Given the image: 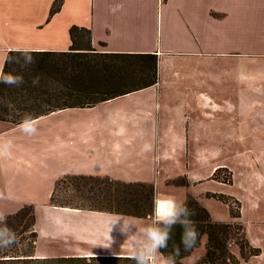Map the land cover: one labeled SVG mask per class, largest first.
Returning <instances> with one entry per match:
<instances>
[{
  "label": "crops",
  "instance_id": "0c3cea01",
  "mask_svg": "<svg viewBox=\"0 0 264 264\" xmlns=\"http://www.w3.org/2000/svg\"><path fill=\"white\" fill-rule=\"evenodd\" d=\"M73 27L95 53L154 56L155 83L39 117L31 133L0 121V215L33 207L37 259H130L120 226L139 232L153 216L50 200L65 177L142 184L240 225L257 254L238 264H264V0H0V76L10 52H68ZM223 169L230 184L212 180ZM206 243L181 264H199Z\"/></svg>",
  "mask_w": 264,
  "mask_h": 264
},
{
  "label": "trees",
  "instance_id": "16d2710c",
  "mask_svg": "<svg viewBox=\"0 0 264 264\" xmlns=\"http://www.w3.org/2000/svg\"><path fill=\"white\" fill-rule=\"evenodd\" d=\"M57 7L53 6L52 13L56 12ZM72 45L65 53H29V52H10L4 62L0 76V121L9 122L13 125L23 124L25 121H33L39 117L56 112L58 110L70 108H86L98 103L109 101L116 97L128 94L131 91L140 90L149 87L155 83L157 62L154 56L150 55H128V54H98L91 49L89 32L85 29L71 28L69 31ZM84 37L87 39L88 46L81 49L76 45L77 40ZM25 54H30L33 62L28 63ZM41 59H39V58ZM58 58V61L46 60L48 58ZM52 62V63H51ZM42 75L46 81L51 79L57 83L56 88H50L47 85L35 96H22L24 83L33 84L36 76ZM11 76L16 83L3 82L4 77ZM135 85L129 88L132 84ZM14 87V93L10 88ZM28 91V90H27ZM43 98L46 102L44 112H38L40 108L38 102ZM41 101V102H42ZM12 107V109H10ZM10 112H12L10 114ZM15 119V121H14ZM225 170V169H224ZM219 171V170H218ZM213 175V180L224 184H230L231 179L217 177V172ZM76 178V177H75ZM84 178V177H83ZM91 179V178H90ZM103 180V179H98ZM107 180V179H104ZM115 185H121L124 188L144 189L145 195H139L136 190L121 198V204L125 207L123 212H110L130 216H151L153 209V187L142 184H122L109 181ZM60 180L56 182L58 186ZM53 193V194H54ZM52 194L50 203L56 207H68L79 209L78 207L55 205L52 203L54 195ZM220 202L228 206L232 218L238 217V206L236 213L233 214L230 208V200L224 197L217 198ZM187 207L194 212L190 219L194 222L199 238L196 245L189 251L180 248V255L175 257V264H181V260L190 255L197 247L202 235L207 237L205 254L199 264H238L239 260L230 256L227 250L229 246L228 236L232 230H242L238 224H217L210 221L208 213L200 208L193 199H188L185 203ZM86 210V209H85ZM101 212V211H100ZM30 218L31 226L35 224L34 210L32 206H24L17 213L6 216L7 220H23ZM4 227L5 224H0ZM182 229L176 225L168 241L167 249H160V254L168 258L173 254V246L180 245ZM35 233L32 234V244L35 245ZM240 250L241 259H246L250 255H256L257 251L252 250L245 241L242 231V239L236 244ZM0 248V264H29L34 261V255L25 254H5ZM247 256H244V251ZM230 256V257H229ZM85 258H55V259H36L35 261H70L84 260ZM91 260L117 259V258H90ZM119 260H131L128 258ZM232 260V263L230 261Z\"/></svg>",
  "mask_w": 264,
  "mask_h": 264
},
{
  "label": "rangeland",
  "instance_id": "374dc122",
  "mask_svg": "<svg viewBox=\"0 0 264 264\" xmlns=\"http://www.w3.org/2000/svg\"><path fill=\"white\" fill-rule=\"evenodd\" d=\"M76 45L81 49H86L88 46L87 39L82 37V39L77 40ZM92 49V48H91ZM93 50V49H92ZM100 54V53H98ZM39 58V57H38ZM42 58V57H41ZM39 58V59H41ZM43 59V58H42ZM46 60H54L58 61V58H48ZM52 63V62H51ZM25 87L22 91V96H35L37 95L44 86H48L50 88H56L57 83L51 81V79L43 78L42 75L36 76V80L33 84L24 83ZM135 85L132 84L129 88H132ZM14 90L17 91L16 88L11 87V93H14ZM28 90V91H27ZM43 98H41V101ZM39 101L38 104L40 108L38 112L42 113L46 109V102ZM12 109V107H10ZM12 112H10L11 114ZM15 121V119H14ZM218 171V170H217ZM227 170H219L216 174L217 177L227 179L229 178ZM215 174V173H214ZM213 174V175H214ZM101 178H91L90 177H65L60 180L58 186L56 187L54 197L52 199V203L55 205H66L72 207H78L79 209L87 210V211H101V212H123L125 207L121 204V198L129 193L136 190L139 195H145L146 191L142 188L131 189L124 188L121 185H115L107 180H98ZM213 180V176H212ZM215 181V180H214ZM218 182V181H216ZM228 200V199H227ZM154 201V199H153ZM152 201V204H153ZM234 202L230 200L231 211L233 214L236 213V206L233 205ZM152 214V213H151ZM152 216V215H151ZM30 218L25 217L23 220H7L5 226L15 233L16 243L3 247L1 252L5 254H25L29 253L34 255L35 245L32 244V234L35 233L36 237L35 243L37 241V234L35 224L31 226V222H29ZM1 227V226H0ZM242 239V230H232L230 235L228 236L229 246H227V250L232 257V260L240 259V250L236 244H238ZM1 248V247H0ZM247 251H244V256L246 257ZM238 255V257L236 256ZM229 256V257H230ZM37 258H33L34 261H30L32 263L29 264H133L132 260H119V259H100V260H74L70 261H35ZM232 260L230 263H232ZM239 262V261H238ZM241 263V262H240Z\"/></svg>",
  "mask_w": 264,
  "mask_h": 264
},
{
  "label": "clouds",
  "instance_id": "9594fccd",
  "mask_svg": "<svg viewBox=\"0 0 264 264\" xmlns=\"http://www.w3.org/2000/svg\"><path fill=\"white\" fill-rule=\"evenodd\" d=\"M25 57L28 63L33 62L30 54H25ZM3 82L12 84L17 81L8 76L3 78ZM21 128L28 133L35 131L28 121H25ZM192 215L194 212L185 203H178L174 197H168L153 201V219L150 226L143 227L137 232L135 225L122 224L119 231L127 237L133 264H157L160 249L168 248L172 230L179 225L182 229L180 245H174L173 254L164 259V264H175V257L180 255L181 246L185 251H189L199 238V232L190 219ZM5 219L0 215V224H5ZM14 243H16L15 233L6 226L0 227V247H8Z\"/></svg>",
  "mask_w": 264,
  "mask_h": 264
}]
</instances>
